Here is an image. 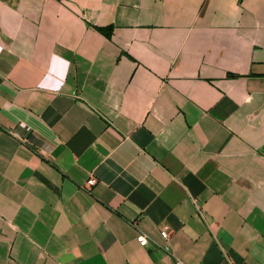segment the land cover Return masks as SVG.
Here are the masks:
<instances>
[{"label": "crops", "instance_id": "1", "mask_svg": "<svg viewBox=\"0 0 264 264\" xmlns=\"http://www.w3.org/2000/svg\"><path fill=\"white\" fill-rule=\"evenodd\" d=\"M179 262L264 264V0H0V264Z\"/></svg>", "mask_w": 264, "mask_h": 264}, {"label": "built area", "instance_id": "2", "mask_svg": "<svg viewBox=\"0 0 264 264\" xmlns=\"http://www.w3.org/2000/svg\"><path fill=\"white\" fill-rule=\"evenodd\" d=\"M96 181L95 178H91L89 180L90 183H94ZM162 234L164 236H168V233L166 230H162ZM137 239L139 241L140 244L142 245H147L149 243V238L145 233H138ZM178 264H184L183 262H179Z\"/></svg>", "mask_w": 264, "mask_h": 264}, {"label": "trees", "instance_id": "3", "mask_svg": "<svg viewBox=\"0 0 264 264\" xmlns=\"http://www.w3.org/2000/svg\"><path fill=\"white\" fill-rule=\"evenodd\" d=\"M100 30L104 31L107 35H110L111 34V31L113 29V27L109 26V27H99Z\"/></svg>", "mask_w": 264, "mask_h": 264}]
</instances>
